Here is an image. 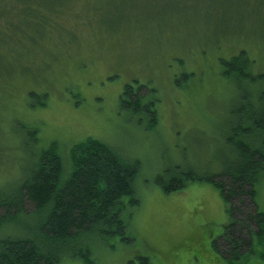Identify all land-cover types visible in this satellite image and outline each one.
<instances>
[{"label":"rangeland","instance_id":"rangeland-1","mask_svg":"<svg viewBox=\"0 0 264 264\" xmlns=\"http://www.w3.org/2000/svg\"><path fill=\"white\" fill-rule=\"evenodd\" d=\"M73 3L54 16L49 43L23 49L27 31L0 40L1 189L18 188L33 169L36 158L30 155L37 150L23 133L26 124L38 125L43 146L57 141L63 155L71 144L95 138L126 161L140 163V204L132 208L124 199L132 241L117 240L114 247L100 243L93 262L69 258L63 264H142L143 258L150 264H234L212 245L230 222L220 190L195 181L166 193L155 179L176 165L193 166L207 177L225 166L229 148L222 126L233 117L249 77L229 79L221 60L244 51L253 60V73L264 72V0ZM24 16L21 27L41 34V26ZM24 50L27 61H10V52ZM129 84L159 98L156 123L122 108ZM255 187L264 212V177ZM21 230L16 222L8 233ZM245 264L264 260L253 257Z\"/></svg>","mask_w":264,"mask_h":264},{"label":"trees","instance_id":"trees-1","mask_svg":"<svg viewBox=\"0 0 264 264\" xmlns=\"http://www.w3.org/2000/svg\"><path fill=\"white\" fill-rule=\"evenodd\" d=\"M73 2L76 0H0V40L27 31L28 44H22L23 49L30 52L31 46L49 43L56 18ZM24 14L41 26V34L21 27ZM40 14L49 18H38ZM3 17H7L5 23ZM25 53L10 52L8 57L27 61ZM221 63L228 66L229 79L249 77L243 83L247 86L238 92L233 117L222 126L229 148L223 156L225 166L208 177L193 166H171L155 182L166 193L182 191L195 181L210 182L219 189L230 206V222L212 245L225 258L236 261L234 264H245L253 257L264 260V212L257 205L255 187L264 177V72L253 73V60L244 51ZM3 71L0 66V77L5 75ZM148 93L144 86L135 89L129 84L121 105L156 123L159 98L146 96ZM44 99L42 106H46ZM25 126L23 133L37 150L30 157L36 159L18 188L7 192L0 187V264H63L69 258L91 263L94 246L114 247L117 240L130 243L124 199L128 198L132 208L140 204L136 192L140 163L126 161L115 148L95 138L71 144L63 155L57 141L43 146L38 125ZM16 222L24 230L8 233ZM148 261L143 258L142 264H150Z\"/></svg>","mask_w":264,"mask_h":264}]
</instances>
